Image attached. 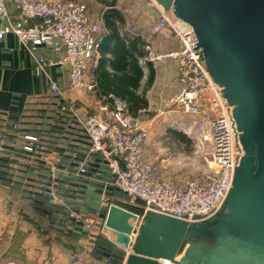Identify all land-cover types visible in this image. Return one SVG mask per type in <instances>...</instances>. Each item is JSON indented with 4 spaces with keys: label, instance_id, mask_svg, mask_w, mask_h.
Masks as SVG:
<instances>
[{
    "label": "built area",
    "instance_id": "2783aa9c",
    "mask_svg": "<svg viewBox=\"0 0 264 264\" xmlns=\"http://www.w3.org/2000/svg\"><path fill=\"white\" fill-rule=\"evenodd\" d=\"M149 1L159 18L151 32L157 34L168 29L179 46L163 52L147 44L146 60L179 61L178 81L182 87L179 93L168 98L163 107L154 105L152 116L144 121L132 115L126 102L118 98H113L110 108L103 106L100 112L84 119L78 117L74 103L66 104L67 100L53 83L49 84V98L56 102L57 113L70 112L83 131L81 137H65L62 147L86 146L88 151L79 162L80 167L86 168L88 163L100 165L109 173L110 180L105 185L111 190L104 200L135 214L139 222L149 210L188 222L206 219L222 204L243 155L239 132L231 116L232 107L209 75L191 27L155 0ZM11 2L14 14L8 11L5 0H0V38L11 32L33 51L49 50L51 59H36L40 67L66 66L70 90L87 86L85 80L98 55L103 28L99 19L89 15L85 3L81 0ZM175 113L189 116L185 132L195 133V147L206 165L197 175L179 180L167 177L168 165L164 159L149 161L143 156L149 129ZM5 116L0 127V157L10 159L14 168L26 164L49 169L54 177L53 172L59 171L56 164L61 160L57 152L49 149L42 136L31 132H20L10 141L9 133L16 128L17 120L13 122ZM89 215L90 221L83 219L82 213L75 217L83 219L91 236H108L102 230L98 212ZM75 260L99 264L83 255Z\"/></svg>",
    "mask_w": 264,
    "mask_h": 264
},
{
    "label": "water",
    "instance_id": "95a60500",
    "mask_svg": "<svg viewBox=\"0 0 264 264\" xmlns=\"http://www.w3.org/2000/svg\"><path fill=\"white\" fill-rule=\"evenodd\" d=\"M155 1L191 27L209 75L232 107L243 155L219 209L191 222L149 210L139 222L104 200L111 190L105 167H80L86 146L62 147L54 177L39 166L21 164L22 171L66 232L120 264H264V0ZM74 212H98L108 236H91L85 217Z\"/></svg>",
    "mask_w": 264,
    "mask_h": 264
},
{
    "label": "crops",
    "instance_id": "0c3cea01",
    "mask_svg": "<svg viewBox=\"0 0 264 264\" xmlns=\"http://www.w3.org/2000/svg\"><path fill=\"white\" fill-rule=\"evenodd\" d=\"M92 1L100 6L99 11L91 12L87 8V12L92 18L99 19L103 31L101 49L85 80L86 85L91 86L90 89L84 86L79 90H70L69 71L66 66L54 64L40 67L36 59H51L49 50L39 48L33 51L11 32H6L0 38V112L9 120L16 121L34 105H44L47 102L45 100L49 99L50 83L56 85L65 100L74 103L76 113L81 119L100 112L103 106L110 108L113 98L117 97L109 95L112 102L104 103L105 97H99L95 89L97 83L94 72L100 64L112 72V50L120 44L129 45L134 41L139 44L138 51L141 54L136 57L142 69V77L135 92L143 95L146 106L131 114L144 121L152 116L156 108L154 105L163 107L168 98L180 92L182 87L178 81L179 61L166 59L152 63L146 60L147 44H152L155 49L163 52L179 46L170 30L164 29L157 34L151 32L152 25L159 18L158 11L150 1ZM5 3L8 11L14 14L16 11L11 0H5ZM112 33L116 34L111 35ZM101 58H105L102 63ZM151 69L153 79L147 86ZM188 121L189 117L180 113L164 117L160 123L164 124L163 134L172 132L174 127L178 128L179 137L184 140L190 138L195 145V133L185 132ZM155 125L157 124L149 129V134ZM143 156L147 159L145 153ZM179 179L181 178L174 180ZM32 185L34 184L24 180L22 186L9 184L0 178V264H82L75 260L80 255L99 264H120L114 258L108 259L93 252V244L89 239L66 232L64 224L55 218L57 214H48L37 209L32 201L35 191ZM57 201L61 202V199ZM82 215L85 219L91 217L89 214Z\"/></svg>",
    "mask_w": 264,
    "mask_h": 264
},
{
    "label": "trees",
    "instance_id": "16d2710c",
    "mask_svg": "<svg viewBox=\"0 0 264 264\" xmlns=\"http://www.w3.org/2000/svg\"><path fill=\"white\" fill-rule=\"evenodd\" d=\"M115 34L112 33L111 35ZM138 47L139 44L136 41L131 42L129 45L120 44L112 50L110 58L112 72L101 67V64L94 72L97 83L95 89L99 97H105L104 103H111L112 98L110 96H115L124 100L128 105V110L133 114L139 108L146 106L143 95L135 92L142 77V69L138 65L136 57L137 54H141L138 51ZM104 59H100L101 63ZM152 79L153 70L151 69L146 84L147 86L151 83ZM45 101L47 102L43 106L41 105L42 107L39 109H36V112L32 114H26L24 112L17 119L16 128L11 129L12 132L9 133V140L13 141L12 139L20 132H31L40 135L43 137L45 143L48 144L49 149L56 151L62 159V140H65L67 136L73 135L81 137L83 131L70 112H56V102L52 97ZM66 104L69 105L71 103L67 101ZM73 106L75 107V105ZM4 116L5 114L0 112V127L4 122ZM11 163L12 161L10 159L0 157V178L9 184L16 183L22 186L23 180L25 182L27 181L28 174L22 171L25 168L21 165H19L20 169H16ZM32 201L37 209L48 214L53 212L44 205V198L33 194Z\"/></svg>",
    "mask_w": 264,
    "mask_h": 264
},
{
    "label": "rangeland",
    "instance_id": "374dc122",
    "mask_svg": "<svg viewBox=\"0 0 264 264\" xmlns=\"http://www.w3.org/2000/svg\"><path fill=\"white\" fill-rule=\"evenodd\" d=\"M81 1L87 5L89 11H99L100 6L94 1ZM42 106L40 104L34 105L26 110L25 113L32 114ZM88 110L93 112V110ZM95 111H98V109ZM183 116L189 117L187 115ZM165 125H169V123H165ZM163 127L164 124L155 125L146 139L144 153L147 160L159 161L164 159L168 165L166 175L171 179L194 176L202 172L206 168V165L200 155V151H197L195 148L194 142L190 138L184 140L179 137L180 131L178 132V128L175 127L172 132L163 134Z\"/></svg>",
    "mask_w": 264,
    "mask_h": 264
},
{
    "label": "bare ground",
    "instance_id": "6f19581e",
    "mask_svg": "<svg viewBox=\"0 0 264 264\" xmlns=\"http://www.w3.org/2000/svg\"><path fill=\"white\" fill-rule=\"evenodd\" d=\"M108 233V232H107Z\"/></svg>",
    "mask_w": 264,
    "mask_h": 264
}]
</instances>
